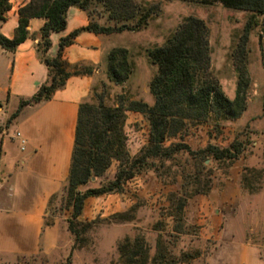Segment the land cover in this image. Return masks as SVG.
Masks as SVG:
<instances>
[{
	"label": "rangeland",
	"instance_id": "rangeland-1",
	"mask_svg": "<svg viewBox=\"0 0 264 264\" xmlns=\"http://www.w3.org/2000/svg\"><path fill=\"white\" fill-rule=\"evenodd\" d=\"M135 1L144 7L157 3L159 10L138 30L109 36L112 48L127 51L131 72L122 83H113L106 74V56L96 65L67 67L68 72L90 79L81 102L95 105L100 100L108 107H126L129 101L140 100L151 105L148 82L156 66L147 58V50L162 45L187 16L205 24L209 74L232 99L236 81L232 53L250 13L224 8L216 1ZM88 11V20L112 25L101 4H90ZM254 19L245 44L249 84L244 110L235 119L187 122L179 134L164 142L185 144L193 152L234 142L242 149L237 158L193 160L178 153L170 160L150 159L120 191L86 197L80 214L71 220L74 233L67 228L71 207L62 191L64 184L47 199L37 234L29 235L32 251L5 250L0 264H264V48L260 38L264 16ZM123 115L125 149L132 159L147 143L148 121L139 112L124 110ZM5 121L2 130L11 123L3 128ZM116 167L112 161L101 176L91 177L77 190L106 184ZM181 181H208L209 186L186 197L177 219L170 199L182 194Z\"/></svg>",
	"mask_w": 264,
	"mask_h": 264
},
{
	"label": "trees",
	"instance_id": "trees-1",
	"mask_svg": "<svg viewBox=\"0 0 264 264\" xmlns=\"http://www.w3.org/2000/svg\"><path fill=\"white\" fill-rule=\"evenodd\" d=\"M211 1L218 2L224 8L250 13L232 53L236 72L233 98L228 99L209 74L208 31L205 24L195 17H185L162 45L147 50V58L156 66V72L148 82V92L153 99L151 105L140 100H131L126 107H108L100 100L95 105L86 102L78 104L66 183L62 190L71 207L67 225L70 232L74 233L71 220L80 214L86 197L120 191L126 180L149 165L150 159L170 160L175 154L185 153L193 160L206 156L232 160L241 153L242 149L234 142L225 148L207 145L194 152L182 143L164 145L165 140L179 134L187 122L205 121L209 117L235 119L245 108V92L249 84L245 67V44L248 33L256 23L254 17L264 16V0H201L203 3ZM92 3L101 4L106 19L112 25L102 26L88 20L86 25L59 38L55 55L48 57L46 52L50 46L49 34L64 29L67 8L75 6L89 17L88 6ZM9 8V0H0V20ZM158 10L157 3L144 7L135 0H28L20 6L17 9L18 19L13 36L6 38L0 34V47L13 51L27 38L29 18L44 19L39 29L40 40L36 50L47 69V78L33 95L19 100L3 128L18 115L22 107L48 100L68 76L79 74L77 71L68 72L66 68L69 66L61 58L63 48L71 44L77 34L82 31L111 34L123 30H138ZM260 38L264 48V26ZM106 58L108 79L115 84L122 83L131 72L127 51L114 47L107 52ZM124 110L145 114L149 127L146 145L132 159L128 158L125 149L122 130ZM112 161L117 162V167L111 181L98 188H86L82 192L77 190V187L84 185L91 177L101 176ZM181 179L184 177L181 176ZM208 186V181H181L182 194L171 196L170 199L174 203L173 217L180 219L186 197L202 193Z\"/></svg>",
	"mask_w": 264,
	"mask_h": 264
},
{
	"label": "crops",
	"instance_id": "crops-1",
	"mask_svg": "<svg viewBox=\"0 0 264 264\" xmlns=\"http://www.w3.org/2000/svg\"><path fill=\"white\" fill-rule=\"evenodd\" d=\"M27 2L9 0L10 8L0 20L1 35L13 36L17 9ZM65 19L63 30L49 34L48 57L55 55L59 38L88 22L85 12L75 6L67 8ZM43 22L29 18L23 42L13 51L0 47V126L19 100L33 95L47 78L36 50ZM109 36L82 31L63 48L61 58L68 66L99 64L112 48ZM89 84L87 76H68L48 100L22 107L0 132V257L5 250L32 251L29 235L37 234L47 199L66 182L77 106Z\"/></svg>",
	"mask_w": 264,
	"mask_h": 264
},
{
	"label": "built area",
	"instance_id": "built-area-1",
	"mask_svg": "<svg viewBox=\"0 0 264 264\" xmlns=\"http://www.w3.org/2000/svg\"><path fill=\"white\" fill-rule=\"evenodd\" d=\"M13 136H18V132H15Z\"/></svg>",
	"mask_w": 264,
	"mask_h": 264
}]
</instances>
